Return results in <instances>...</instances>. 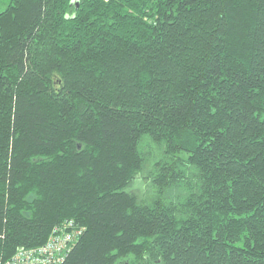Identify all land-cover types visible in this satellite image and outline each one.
Returning a JSON list of instances; mask_svg holds the SVG:
<instances>
[{"label":"trees","instance_id":"trees-1","mask_svg":"<svg viewBox=\"0 0 264 264\" xmlns=\"http://www.w3.org/2000/svg\"><path fill=\"white\" fill-rule=\"evenodd\" d=\"M73 1L0 12V263L264 264V0Z\"/></svg>","mask_w":264,"mask_h":264},{"label":"built area","instance_id":"built-area-1","mask_svg":"<svg viewBox=\"0 0 264 264\" xmlns=\"http://www.w3.org/2000/svg\"><path fill=\"white\" fill-rule=\"evenodd\" d=\"M67 225L71 229L78 227L73 220H68ZM81 236L82 233L79 229L76 233H72L63 228H56L51 232L50 240L46 244L32 249H22L10 260L0 264H63L67 249L64 246L67 243L76 246Z\"/></svg>","mask_w":264,"mask_h":264},{"label":"rangeland","instance_id":"rangeland-1","mask_svg":"<svg viewBox=\"0 0 264 264\" xmlns=\"http://www.w3.org/2000/svg\"><path fill=\"white\" fill-rule=\"evenodd\" d=\"M10 2H11V0H1L0 1V12L5 10L8 7ZM156 154H158V152ZM148 171L149 170H147L145 174H147ZM141 172H139L138 174H140ZM136 180L137 179H135L133 181L134 182L133 187H132L133 192L138 193L140 196H143V195L152 196L153 195V193L155 191V186L153 183H151L150 180L144 179L142 181L138 180V182H135ZM130 187H129V189H130Z\"/></svg>","mask_w":264,"mask_h":264},{"label":"bare ground","instance_id":"bare-ground-1","mask_svg":"<svg viewBox=\"0 0 264 264\" xmlns=\"http://www.w3.org/2000/svg\"><path fill=\"white\" fill-rule=\"evenodd\" d=\"M49 240H50V238L46 241V243H47ZM46 243H44V244H46ZM68 244H69V243H67V244L64 246V247H67V249L69 248ZM67 249H66V250H67ZM21 250H22V249H21ZM19 251H20V250H19ZM16 253H17V252H16ZM16 253H15V254H16ZM62 255H64V254L62 253ZM64 256H66V255H64ZM11 258H12V257H11ZM11 258H10V259H11ZM10 259H8V260H10ZM8 260H6L5 262H7Z\"/></svg>","mask_w":264,"mask_h":264},{"label":"water","instance_id":"water-1","mask_svg":"<svg viewBox=\"0 0 264 264\" xmlns=\"http://www.w3.org/2000/svg\"><path fill=\"white\" fill-rule=\"evenodd\" d=\"M72 3H75L76 5H78V1L74 0Z\"/></svg>","mask_w":264,"mask_h":264}]
</instances>
